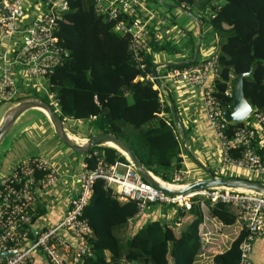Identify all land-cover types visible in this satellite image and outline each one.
<instances>
[{"label":"trees","instance_id":"obj_1","mask_svg":"<svg viewBox=\"0 0 264 264\" xmlns=\"http://www.w3.org/2000/svg\"><path fill=\"white\" fill-rule=\"evenodd\" d=\"M171 3L183 6L201 23L208 22L218 37L215 55L219 75L214 80V96L221 107L230 108L236 76L250 70L243 77L244 97L253 109L252 115L264 116V0H171ZM61 16L56 35L59 45L68 50L69 59L48 80L49 91L56 99L57 110L53 108L59 118L63 122L67 118L91 120L95 130L121 139L147 170L170 182L172 173L182 168L171 109L166 102L161 106L158 90L138 76L153 73L152 52H175L180 48L168 43L158 46L162 44L152 36L150 39L149 34L148 48L142 51L145 67L141 70L129 52L130 37L115 30L114 22L97 14L93 0H67ZM200 63L195 60L176 67ZM241 124H228L226 134L231 136ZM241 152L242 148L230 150L234 158H239ZM99 158L108 164L127 162L114 147H93L84 154L85 170H94ZM45 175L41 171L36 177ZM190 201L188 210L180 206L192 217L182 229H177L176 220L171 224L152 220L132 232L130 224L139 213L138 202L131 198L119 200L114 188L102 179H94L79 216L90 228L86 238L90 255L83 258L82 264H193L200 248L201 205L207 207L210 217L224 225L233 224L240 215L231 205L213 203L200 195ZM173 205L176 204L170 206ZM30 206L32 221L35 215ZM180 220L181 217L178 223ZM247 234L242 226L229 247L213 255L212 264H238L239 246Z\"/></svg>","mask_w":264,"mask_h":264},{"label":"built area","instance_id":"obj_2","mask_svg":"<svg viewBox=\"0 0 264 264\" xmlns=\"http://www.w3.org/2000/svg\"><path fill=\"white\" fill-rule=\"evenodd\" d=\"M94 10L108 21L114 22V29L127 34L129 52L136 66L143 70L142 51L148 48L149 28L146 12L140 0H93ZM67 8V0H0V102L17 101L18 82L21 75L30 78L49 80L54 71L69 59V52L59 45L58 25L62 12ZM219 75L217 57L208 56L200 64L174 67L162 75L145 73L139 80H148L159 93L163 80L186 82L202 89L203 106L209 126L220 142L221 161L224 166L243 168L249 173L264 174V165L255 151L256 139L264 148V116L251 114L234 128L231 136L225 132L227 123L222 117V107L214 96V80ZM210 78V85L203 87ZM49 88V86H47ZM54 95V94H53ZM55 99V95H54ZM56 101V99H55ZM246 121V122H245ZM232 148H242L239 158L230 155ZM96 154V152H94ZM82 167L77 182L80 184L77 195L71 199L66 216L53 228L31 235L23 226L31 222L26 208L36 199L39 190L55 183L53 169L40 158H30L14 168L12 173L0 181V264H31L32 253L40 251L49 264H82L83 258L90 255L86 249V238L90 228L80 219L82 208L87 202L94 179H102L106 185L115 189L118 199L131 198L138 202L139 213L147 203L176 204L184 209L190 208L189 199L200 195L211 202H222L237 207L242 226L248 232L239 246L238 264H253L250 260L252 241L264 234V196L226 189H208L184 196H170L156 189L134 170L129 161L106 163L99 158L94 170ZM46 172L37 178L38 172ZM184 172L172 173L171 186L180 187ZM178 226V221L174 223ZM66 229L75 238V245L58 235L59 229ZM10 252V253H6Z\"/></svg>","mask_w":264,"mask_h":264},{"label":"crops","instance_id":"obj_3","mask_svg":"<svg viewBox=\"0 0 264 264\" xmlns=\"http://www.w3.org/2000/svg\"><path fill=\"white\" fill-rule=\"evenodd\" d=\"M140 1L147 10L142 12V16L147 19L150 39L152 36L154 41L162 44L158 46H165L168 43L180 48L175 52L159 50L151 53L157 75L169 71L168 67L187 64L193 62L192 60H197L200 63L215 53L218 37L208 22L201 23L197 16L189 13L183 6L171 3V0ZM209 85L210 78L205 80L203 87ZM47 86L48 81L44 78H30L23 74L18 82L17 100L21 93L24 94V97L46 98L49 100L48 103L57 110L54 95ZM159 93L163 103L166 102L171 109L170 118L173 120L179 143L182 165L180 171L185 174L183 185L206 177L196 161L220 177L248 178L264 183V174H252L243 168L232 165L223 166L220 163V142L208 124L200 87L191 86L186 82L174 83L163 80L160 83ZM0 104L2 103L0 102ZM174 112L179 126L175 124ZM21 120L20 126L14 129V132L9 136L6 146L0 149V181L10 175L16 166L36 157L47 162L56 174L55 183L39 190L35 201L30 204L34 208L35 217L23 228L28 229L30 234L34 235L57 226L66 216L70 201L77 195L80 187L77 180L85 164L83 162L84 154L70 150L56 137L51 123L43 111L39 109L26 110L17 118L14 125ZM63 123L65 131L78 142L99 133L92 126L91 120L67 118ZM256 142L255 151L257 154L259 153L256 149L262 151V154L259 155L264 165V148H261L259 138L256 139ZM164 182L171 183L172 176L170 182ZM190 198L187 200L191 207ZM170 205L172 204H146L141 213L131 222V231H137L146 222L152 220H165L166 223L171 224L175 220L177 222L181 217L178 228L176 227L178 230L191 222L192 217L187 211H184L179 205ZM229 205L235 210L237 209L234 205ZM29 206L26 208V213L31 218L33 213L31 214L29 211L31 209ZM201 211L203 220L198 229L200 248L193 264H212L213 255L223 252L229 247L241 230L242 224L240 219L231 225L222 224L209 216L204 204L201 205ZM179 212H183L184 215L179 217ZM58 235L71 246L75 245V238L66 229H59ZM31 257V264H48L46 257L38 250L34 251ZM250 260L253 264H264V234L252 241Z\"/></svg>","mask_w":264,"mask_h":264},{"label":"water","instance_id":"obj_4","mask_svg":"<svg viewBox=\"0 0 264 264\" xmlns=\"http://www.w3.org/2000/svg\"><path fill=\"white\" fill-rule=\"evenodd\" d=\"M153 74L157 75L155 68L153 70ZM249 74L250 70L239 73L235 78L230 108H222V117L227 124L242 123L252 112V107L245 99L243 93V77L248 76ZM29 109H39L43 111L51 123L56 137L70 150L74 151L75 153L86 154L93 147H114L125 157L127 161L131 163L134 170L144 181L167 195L184 196L189 193H194L201 190L226 189L233 191L252 192L264 196L263 182L248 178L225 176L220 177L213 174L210 170L203 167L197 161L196 163L206 175L204 179L187 183L181 187L171 186L147 170L132 152L130 147L114 135L97 133L89 136L82 142H78L74 137L65 131L64 123L59 118L53 106L38 96H27L19 99L16 102L11 103L7 110H5L3 116L0 119V144L14 125L17 118L23 112ZM173 118L175 124L179 126L176 120L175 112L173 113ZM6 253L8 254L10 252Z\"/></svg>","mask_w":264,"mask_h":264},{"label":"rangeland","instance_id":"obj_5","mask_svg":"<svg viewBox=\"0 0 264 264\" xmlns=\"http://www.w3.org/2000/svg\"><path fill=\"white\" fill-rule=\"evenodd\" d=\"M23 97H24L23 93L19 94V99H21ZM10 105H11L10 103H2V104H0V118L3 116V113L5 112V110H7V108ZM21 122H22V120L18 121L16 123V125L12 126V128L8 132L7 136L5 137L4 141L0 144V149L4 148L6 146V143L8 141L9 136L14 132V129H17L20 126Z\"/></svg>","mask_w":264,"mask_h":264}]
</instances>
